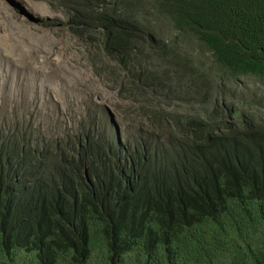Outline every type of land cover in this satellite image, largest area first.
I'll return each mask as SVG.
<instances>
[{"label": "trees", "instance_id": "obj_1", "mask_svg": "<svg viewBox=\"0 0 264 264\" xmlns=\"http://www.w3.org/2000/svg\"><path fill=\"white\" fill-rule=\"evenodd\" d=\"M51 4L138 105L141 136L127 148L85 131L76 162L4 142L0 264H264V125L225 101L242 78L264 82V0Z\"/></svg>", "mask_w": 264, "mask_h": 264}, {"label": "rangeland", "instance_id": "obj_2", "mask_svg": "<svg viewBox=\"0 0 264 264\" xmlns=\"http://www.w3.org/2000/svg\"><path fill=\"white\" fill-rule=\"evenodd\" d=\"M53 7L51 0H0V46L13 56L0 50V146L9 142L21 148L29 142L40 153L45 148L70 153L69 160L76 162L69 147L92 130L96 140L130 147L141 136L138 105L122 99L113 83L96 74L89 46L68 33L63 12ZM236 87L238 98L225 99L226 93L219 92V103L230 101L264 125V82L248 77ZM159 105L208 116L201 111L211 112L214 102L161 99ZM14 173L8 176L24 184Z\"/></svg>", "mask_w": 264, "mask_h": 264}, {"label": "bare ground", "instance_id": "obj_3", "mask_svg": "<svg viewBox=\"0 0 264 264\" xmlns=\"http://www.w3.org/2000/svg\"><path fill=\"white\" fill-rule=\"evenodd\" d=\"M0 29H1V28H0ZM0 37H1V35H0ZM1 39H2V38H1ZM1 39H0V45H2V43H1ZM7 49H8V48H1V46H0V50H2V52H4L5 55L10 56V55L7 54ZM2 52H1V53H2ZM8 53H10V52L8 51ZM13 55H14V54H13ZM10 57H11V56H10ZM12 57H13V56H12ZM12 57H11V58H12ZM14 61H16V60H14ZM17 61H18V59H17ZM18 63H19V62H18Z\"/></svg>", "mask_w": 264, "mask_h": 264}, {"label": "clouds", "instance_id": "obj_4", "mask_svg": "<svg viewBox=\"0 0 264 264\" xmlns=\"http://www.w3.org/2000/svg\"><path fill=\"white\" fill-rule=\"evenodd\" d=\"M250 77H252V76H250ZM245 78H248V77H245ZM245 78H242V79H240V82L243 80V79H245ZM239 85V84H238ZM114 129V130H113ZM112 130H113V134H114V132H116V136H117V138H118V135H119V133H118V130H117V128H113ZM114 141H116V142H120L119 140H114ZM121 144H124V143H121ZM19 184V183H18Z\"/></svg>", "mask_w": 264, "mask_h": 264}]
</instances>
